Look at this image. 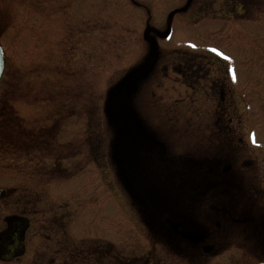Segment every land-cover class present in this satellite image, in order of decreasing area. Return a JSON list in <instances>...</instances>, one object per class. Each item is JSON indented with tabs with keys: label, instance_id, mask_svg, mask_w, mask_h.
Returning a JSON list of instances; mask_svg holds the SVG:
<instances>
[{
	"label": "rangeland",
	"instance_id": "rangeland-1",
	"mask_svg": "<svg viewBox=\"0 0 264 264\" xmlns=\"http://www.w3.org/2000/svg\"><path fill=\"white\" fill-rule=\"evenodd\" d=\"M185 1L0 0V95L25 140L37 142L27 147L0 135L1 213L29 221L25 252L0 264H179L166 229L149 226L153 215L132 204L136 196L115 155L123 125L108 101L146 56L144 29L162 31L167 14ZM250 2L254 7L243 9L229 0H191L172 17L169 35L156 40V71L130 89L139 127L170 154L180 150L182 112L194 102L191 94L183 100L178 72L190 55L192 62L205 54V63L243 67L247 86L257 89L251 110L264 114V0ZM147 184L151 193L165 190ZM218 256L229 263V252Z\"/></svg>",
	"mask_w": 264,
	"mask_h": 264
},
{
	"label": "flooded vegetation",
	"instance_id": "flooded-vegetation-1",
	"mask_svg": "<svg viewBox=\"0 0 264 264\" xmlns=\"http://www.w3.org/2000/svg\"><path fill=\"white\" fill-rule=\"evenodd\" d=\"M198 56L178 68L183 100L194 97L193 106L182 112L179 160L164 161L159 149L144 143L132 150L137 177L165 189L151 194L143 185L145 195L138 196L157 213L149 226L166 229L170 247H179V264H219L218 255L225 252L228 264H264V114L251 110L257 89L247 86L250 74L243 67L212 58L205 63L208 57ZM254 119L258 127L251 124ZM146 133L149 140L152 135ZM4 197L0 257L10 254L16 239L11 229L18 228L12 220L20 217L2 215ZM167 219L178 224L177 231L194 236L188 240L173 233Z\"/></svg>",
	"mask_w": 264,
	"mask_h": 264
},
{
	"label": "water",
	"instance_id": "water-1",
	"mask_svg": "<svg viewBox=\"0 0 264 264\" xmlns=\"http://www.w3.org/2000/svg\"><path fill=\"white\" fill-rule=\"evenodd\" d=\"M170 16L171 14L169 15V18ZM168 32H169V26H167V29L163 33H161L160 36L165 37L168 34ZM150 42H151V48L147 60L140 67L132 70L128 74V76L122 82H120V84L116 87L113 95L109 100V105L111 109L121 114L122 120L129 133L128 139L118 145V152L121 153L123 156L126 172H128V168L126 164V156L123 153V151L129 149L131 146L134 145L137 136V128L134 125L130 111L123 103H121L120 100L122 96L130 89V87L133 85L136 79L142 76L152 66L155 58L156 46L154 40L150 39ZM4 64H5L4 52L0 46V78L3 73ZM171 225H172V229L175 230L176 225L172 223ZM15 247L16 246L13 245L10 248V252L13 251V248ZM12 256L13 254H10L8 258Z\"/></svg>",
	"mask_w": 264,
	"mask_h": 264
},
{
	"label": "trees",
	"instance_id": "trees-1",
	"mask_svg": "<svg viewBox=\"0 0 264 264\" xmlns=\"http://www.w3.org/2000/svg\"><path fill=\"white\" fill-rule=\"evenodd\" d=\"M229 1H232L234 3H239L241 6H244L246 8L248 7H254V6H251V5H254L255 2H250V0H229ZM2 98V99H1ZM3 98L1 95H0V101L2 100V106H3ZM5 105L6 107H2V109L0 110V135H2L3 137V140H10V141H20V144L21 142L25 140L24 138V135L22 134V132H19L21 131V125H20V118L17 117V115L12 111V107H11V103H9L8 101L5 100ZM10 122L12 124V126H10V123H9V128H6V124ZM22 124V122H21ZM17 128V130H15ZM8 130H14L12 131L13 134L12 136L10 137H6V131ZM36 138H38V140L40 141H43L44 143V140H42L44 137L43 136H37ZM35 138H27L26 136V140H25V144L27 145V147H31V146H35V144H37V142H35ZM24 144V143H23ZM31 144H34V145H31ZM41 144V142H40ZM46 144V143H45ZM25 147V146H24Z\"/></svg>",
	"mask_w": 264,
	"mask_h": 264
},
{
	"label": "snow or ice",
	"instance_id": "snow-or-ice-1",
	"mask_svg": "<svg viewBox=\"0 0 264 264\" xmlns=\"http://www.w3.org/2000/svg\"><path fill=\"white\" fill-rule=\"evenodd\" d=\"M192 47H195L194 45H191ZM211 51H213L217 56H222L224 59H228V57L224 56V54L222 52H219L217 49L213 48L211 49ZM230 73L233 71L232 69L228 70ZM233 82H235V75L232 76Z\"/></svg>",
	"mask_w": 264,
	"mask_h": 264
}]
</instances>
